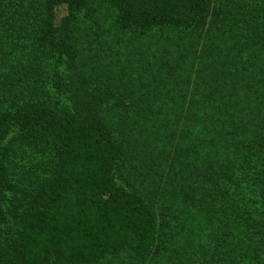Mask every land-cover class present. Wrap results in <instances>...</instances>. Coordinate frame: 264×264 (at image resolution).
<instances>
[{
  "label": "trees",
  "instance_id": "1",
  "mask_svg": "<svg viewBox=\"0 0 264 264\" xmlns=\"http://www.w3.org/2000/svg\"><path fill=\"white\" fill-rule=\"evenodd\" d=\"M0 264H264V0H0Z\"/></svg>",
  "mask_w": 264,
  "mask_h": 264
},
{
  "label": "rangeland",
  "instance_id": "2",
  "mask_svg": "<svg viewBox=\"0 0 264 264\" xmlns=\"http://www.w3.org/2000/svg\"><path fill=\"white\" fill-rule=\"evenodd\" d=\"M67 15V9L64 6H60L56 9V18L57 22H61V20ZM159 33L153 37L154 39H150L149 43L156 44L159 38ZM129 39V38H128ZM123 44V43H122ZM105 53L107 54V58L112 63L118 64L119 69H117L118 73L124 72V79H127L131 76H139L141 72L144 70V65L141 62H137L138 58H134V52L137 50L132 49L133 45L125 42L122 47H120L117 43L113 42L108 45H105ZM175 49V48H174ZM145 76L146 73L143 72ZM144 80L146 78L144 77ZM148 80V79H147ZM148 83V81H146Z\"/></svg>",
  "mask_w": 264,
  "mask_h": 264
}]
</instances>
